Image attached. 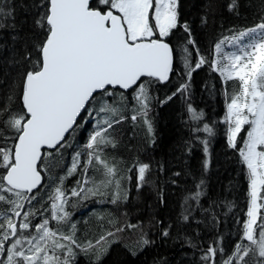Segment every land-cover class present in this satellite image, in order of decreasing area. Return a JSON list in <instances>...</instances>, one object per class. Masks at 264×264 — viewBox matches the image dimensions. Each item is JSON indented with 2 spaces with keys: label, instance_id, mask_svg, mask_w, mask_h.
<instances>
[{
  "label": "trees",
  "instance_id": "trees-1",
  "mask_svg": "<svg viewBox=\"0 0 264 264\" xmlns=\"http://www.w3.org/2000/svg\"><path fill=\"white\" fill-rule=\"evenodd\" d=\"M43 3L44 0H0V4L11 9L10 16H0V107L15 91L17 95L11 105L15 113L23 112L19 99L23 74L32 70L38 59V45L44 39L45 30L36 24L44 11ZM231 3L232 0H179L180 23L166 38L174 49L173 72L165 83L154 78L141 80L150 98L147 120L151 131L139 116L135 121L131 119L136 114L134 109L139 107L136 88L130 91L109 88L108 93L95 95L66 137L69 141L66 146L44 151L40 164L44 182L31 194L35 199L30 204L27 201L23 213L30 208L38 210L31 217L33 225L49 219L50 227L59 226L64 233L70 232L72 225H78L77 241L89 239L93 247L79 249L72 264H224L234 255L235 245L243 235L250 191L248 169L239 153L243 139L238 138L236 148L228 143L222 80L208 64L192 72L187 92H177L180 84L188 82L182 50L189 36L183 28L185 23L195 41L194 46L187 45L194 67L198 59L195 49H199V55L212 59L216 43L255 26L264 16V0H236V6L230 10ZM104 101L118 108L119 114L113 117L99 112ZM189 104L202 113L199 120L193 119ZM105 119H116L119 123L109 129L115 147L103 146L102 159L115 163L121 197L127 194V198L113 202L116 189L112 185L107 188L101 185L102 194L89 195L91 198H84L83 194L72 197L70 192L77 188V181L89 180L81 186L93 187L91 181L99 185L104 179L103 169L87 162V152L91 151L87 144ZM205 124L213 129L211 135L203 131ZM0 130H3L0 147L5 146V138L11 146L14 131L4 128L2 120ZM246 133L242 131L241 137L245 139ZM204 140L208 141L207 153ZM77 148L80 149L77 170L68 175ZM141 163L150 165L144 182L137 179ZM60 178H64L62 190L68 197L65 210L71 216L57 225L50 217ZM8 207L0 202V212ZM165 231L167 236L163 234ZM23 233L37 234L34 228L22 230ZM108 233L113 235L109 237ZM100 236L106 239L97 245ZM143 239L150 242L143 244ZM209 247L222 251L205 261L203 257ZM232 264L241 262L233 259Z\"/></svg>",
  "mask_w": 264,
  "mask_h": 264
},
{
  "label": "snow or ice",
  "instance_id": "snow-or-ice-1",
  "mask_svg": "<svg viewBox=\"0 0 264 264\" xmlns=\"http://www.w3.org/2000/svg\"><path fill=\"white\" fill-rule=\"evenodd\" d=\"M235 6L236 0H232L230 10ZM42 7L44 11L36 24L45 30V35L38 45V59L33 62L32 70L23 74L19 93L23 112L15 113L11 109L17 95L15 91L0 107L4 128L14 131L12 145L8 146L5 138V146L0 147V169H3L0 173V202L10 206L0 212L3 216L0 221V264H72L74 249L79 247L75 225L68 233L60 231L59 226L50 227L49 219L33 225L31 217L38 210L31 208L23 213L22 222H15V218L21 217L23 202L30 204L35 196L29 194L42 184L39 166L43 162L42 149L45 146L55 149L62 144L78 117L96 98L94 94L97 92L108 93L110 86L132 88L145 76L167 81L173 72L174 49L166 38L180 23L179 0H44ZM10 15V7L0 4V16ZM183 28L189 33L187 43L182 46L188 82L180 84L177 92H187L192 72L205 64L220 74L225 85L229 81H236L238 85L228 94L230 102L224 119L228 125L230 147L236 148L238 138L243 139L244 147L239 149V153L248 169L250 191L243 235L235 245L234 255L224 264H232L233 259L241 264H264V16L254 27L238 31L230 40L225 38L239 44L236 51L224 52V41L215 44L212 59L199 55V49H195L198 59L194 67L187 45L194 46L195 41L186 23ZM241 37H246L249 42L240 43ZM137 86L139 107L134 109L136 114L131 119L135 121L139 116L151 131V123L147 120L148 89L143 83ZM188 107L193 119L199 120L202 113L190 104ZM98 111L113 117L119 114V109L107 101ZM114 123H119V120H103L87 144V149L91 150L87 152V162L94 167L99 165L104 179L99 185L91 181L93 187L81 186V183L87 185L89 180L77 181V188L70 192L72 197L102 194L101 185L105 188L112 185L116 189L112 194L113 202L127 198L126 194L121 197L115 163L109 164L102 159L103 146L115 147L109 133ZM245 130L246 139L241 137ZM203 131L211 135L213 129L205 124ZM0 137H3V130H0ZM203 143L207 153L208 141ZM79 156L77 153L68 175L76 172ZM149 168V164H139L138 182L145 181ZM83 171L86 175L87 168ZM63 179L60 178V185L55 188V202L51 204L50 219L56 220L57 225L67 222L71 216L65 210L68 197L62 190ZM199 195L197 192L196 197ZM31 228L35 229L36 235L21 234L20 230ZM163 234L168 235L167 231ZM107 235L111 237L113 234ZM105 239V236H100L96 244L100 245ZM149 242L142 240L143 244ZM92 247L89 241L88 248ZM218 251L222 249L209 247L203 259L210 260Z\"/></svg>",
  "mask_w": 264,
  "mask_h": 264
},
{
  "label": "rangeland",
  "instance_id": "rangeland-1",
  "mask_svg": "<svg viewBox=\"0 0 264 264\" xmlns=\"http://www.w3.org/2000/svg\"><path fill=\"white\" fill-rule=\"evenodd\" d=\"M118 13V12H117ZM119 14V13H118ZM254 27V26H253ZM250 28V27H249ZM245 30V29H244ZM238 34V33H237ZM237 34H235V35H237ZM233 35H231V36H229V37H226V38H229V40H230V38L232 37ZM229 40H225V38H223L222 40H220L219 42H221V41H224V44H223V51L224 52H232V51H236L237 50V47L239 46V44H237V43H232V42H229ZM239 41H240V43H247V42H249L248 41V39L246 38V37H241V38H239ZM215 50V49H214ZM215 54V53H214ZM218 73V72H217ZM219 74V73H218ZM219 76H220V74H219ZM221 77V76H220ZM221 80H222V86H223V95H224V98H225V100H226V106H227V103L228 102H230L229 101V99H228V94H230L232 91H233V89L234 88H236V87H238V85H237V82L236 81H229V82H227V84L225 85L224 83H223V78L221 77ZM139 84H141V82L139 83ZM138 84V85H139ZM136 89H135V92H134V94H135V96L137 95V93H138V91H139V88H138V86H136L135 87ZM90 108V107H89ZM91 109V108H90ZM226 112H227V107H226ZM96 125V123L94 124V126ZM247 126V125H246ZM245 126V127H246ZM246 136H247V133H246ZM246 136H245V139H246ZM69 143V141H67V140H65L59 147L60 148H62L63 146H66L67 144ZM244 147V143H242V147L241 148H243ZM79 148H81V147H79ZM79 148H77V149H74V154H73V156H75V158H76V154L77 153H79V151H80V149ZM73 163V162H72ZM72 163L70 164V167H72ZM139 167V166H138ZM137 173H138V168H137ZM84 180H86V179H84ZM83 180V181H84ZM249 188H250V185H249ZM89 198H91V196H89ZM55 202V201H54ZM75 225V230L77 229V228H79L78 227V225L77 224H74ZM65 228H71L70 226L69 227H65ZM72 229V228H71ZM22 231V230H21ZM62 232H63V230H61ZM76 238V237H75ZM76 241H77V239H76ZM90 240L89 239H82V240H80V242H78L77 241V245H79V247H76L75 249H74V252L76 253L79 249H82V248H84V247H86V246H88V242H89ZM25 244H27V242H25Z\"/></svg>",
  "mask_w": 264,
  "mask_h": 264
},
{
  "label": "water",
  "instance_id": "water-1",
  "mask_svg": "<svg viewBox=\"0 0 264 264\" xmlns=\"http://www.w3.org/2000/svg\"><path fill=\"white\" fill-rule=\"evenodd\" d=\"M116 14H118V13H116ZM168 42V41H167ZM169 43V42H168ZM170 44V43H169ZM171 45V44H170ZM173 56H174V53H173ZM175 62V61H174ZM174 62H173V68H174ZM171 75V74H170ZM143 78H153V77H147V76H145V77H142L141 78V80L143 79ZM169 78H170V76H169ZM154 79H156V78H154ZM140 80V81H141ZM169 80V79H168ZM167 80V81H168ZM140 81H138L137 82V85L140 83ZM167 81H160V82H162V83H165V82H167ZM137 85H134L132 88H129V89H122V88H120L119 86H110L109 88H112V89H120V90H122V91H130V90H132L134 87H136ZM98 93H100V92H97L96 94H98ZM96 94H94V95H96ZM22 102V101H21ZM83 113V112H82ZM81 113V114H82ZM80 117H78V119H79ZM78 119H77V121H78ZM76 124H77V122H76ZM76 124L74 125V127L76 126ZM74 127H73V129H74ZM72 129V130H73ZM72 130H70V132L72 131ZM70 132L68 133V134H66V136H65V139H66V137L70 134ZM65 141V140H64ZM63 141V142H64ZM62 142V143H63ZM58 146H60V145H58ZM57 146V147H58ZM56 147V148H57ZM55 148V149H56ZM55 149H53V148H48L47 146H45L43 149H42V152L44 153V151L45 150H55ZM40 166V165H39ZM41 175H42V177H43V179H42V184H43V182H44V176H43V174H42V172H41ZM42 184H41V186H42ZM41 186H39L38 187V189L41 187ZM38 189H34L33 190V193L35 192V191H37ZM32 194V193H31ZM31 194H29V195H31ZM26 203H27V201H24V208H25V205H26ZM24 208H23V210H22V212H21V215H22V213H23V211H24ZM20 218V217H19ZM19 218H15V222H17L18 223V221H19Z\"/></svg>",
  "mask_w": 264,
  "mask_h": 264
},
{
  "label": "flooded vegetation",
  "instance_id": "flooded-vegetation-1",
  "mask_svg": "<svg viewBox=\"0 0 264 264\" xmlns=\"http://www.w3.org/2000/svg\"><path fill=\"white\" fill-rule=\"evenodd\" d=\"M23 235H27V234L23 233ZM16 238H18V237H10V239H16ZM24 246H25V248H27V244L24 243ZM0 258H2V257H0Z\"/></svg>",
  "mask_w": 264,
  "mask_h": 264
},
{
  "label": "bare ground",
  "instance_id": "bare-ground-1",
  "mask_svg": "<svg viewBox=\"0 0 264 264\" xmlns=\"http://www.w3.org/2000/svg\"><path fill=\"white\" fill-rule=\"evenodd\" d=\"M140 82H141V81H140ZM121 159H122V158H121ZM93 172H94V171H93ZM74 186H75V185H74ZM72 189H73V188H72ZM69 191H70V190H69ZM123 191H124V190H123ZM121 193H122V192H121ZM123 194H124V193H123ZM123 194H122V195H123ZM126 195H127V194H126ZM71 198H72V197H71Z\"/></svg>",
  "mask_w": 264,
  "mask_h": 264
}]
</instances>
